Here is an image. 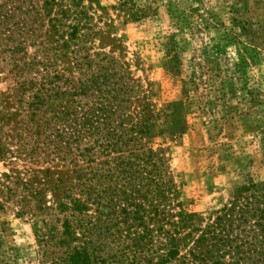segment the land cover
I'll return each mask as SVG.
<instances>
[{"label":"rangeland","instance_id":"1","mask_svg":"<svg viewBox=\"0 0 264 264\" xmlns=\"http://www.w3.org/2000/svg\"><path fill=\"white\" fill-rule=\"evenodd\" d=\"M45 1L27 0L26 9L36 8L28 28L37 27V13L45 28L24 53L14 57L0 37V264H44L38 232L63 199L58 181L73 177L70 168L33 153L34 142L25 138L30 94L18 95L14 59L43 60L39 45L52 34ZM83 6L97 33L88 45L92 69L113 63L117 76L131 79L132 110L148 127L144 143L166 159L194 228L204 229L239 189L255 186L264 196V0H84ZM20 20L22 14L12 24ZM31 35L14 33L9 48ZM50 54L59 72L81 78L63 51Z\"/></svg>","mask_w":264,"mask_h":264},{"label":"trees","instance_id":"2","mask_svg":"<svg viewBox=\"0 0 264 264\" xmlns=\"http://www.w3.org/2000/svg\"><path fill=\"white\" fill-rule=\"evenodd\" d=\"M83 3L46 0L52 34L37 51L44 59H14L18 95L30 94L25 138L36 156L60 162L73 176L58 181L63 199L38 232L44 264H264V196L255 186L239 189L204 229L194 228L166 159L144 143L148 127L132 110L131 79L117 76L113 63L92 69L88 45L97 33ZM26 4L0 5L1 42L14 57L44 37L39 13L32 21L38 30L28 28L36 8ZM18 14L25 20L12 24ZM14 33L32 35L9 48ZM62 51L80 79L58 71L50 53Z\"/></svg>","mask_w":264,"mask_h":264}]
</instances>
